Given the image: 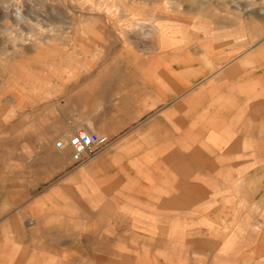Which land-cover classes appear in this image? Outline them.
<instances>
[{"label": "crops", "instance_id": "crops-1", "mask_svg": "<svg viewBox=\"0 0 264 264\" xmlns=\"http://www.w3.org/2000/svg\"><path fill=\"white\" fill-rule=\"evenodd\" d=\"M157 29L70 60L63 107L102 150L54 144L26 183L0 176V264H101L107 240L109 264H264V43L225 62Z\"/></svg>", "mask_w": 264, "mask_h": 264}, {"label": "rangeland", "instance_id": "rangeland-1", "mask_svg": "<svg viewBox=\"0 0 264 264\" xmlns=\"http://www.w3.org/2000/svg\"><path fill=\"white\" fill-rule=\"evenodd\" d=\"M157 28H165L166 50L175 36L182 53L189 54L190 46L198 58L222 54L227 62L264 43V0H0V176L5 184L12 186L17 176L26 183L36 157L47 150L60 154L56 140L84 126L63 107L81 69L70 60L98 59L94 39L108 37L109 30L124 46H142L151 39L141 36H159ZM101 248V264L125 253L111 248L112 260L108 240Z\"/></svg>", "mask_w": 264, "mask_h": 264}, {"label": "built area", "instance_id": "built-area-1", "mask_svg": "<svg viewBox=\"0 0 264 264\" xmlns=\"http://www.w3.org/2000/svg\"><path fill=\"white\" fill-rule=\"evenodd\" d=\"M95 134L86 128L56 140L55 146L59 150L69 149L75 164H81L96 156L102 148L98 144Z\"/></svg>", "mask_w": 264, "mask_h": 264}]
</instances>
